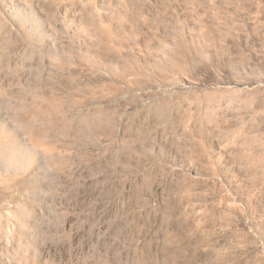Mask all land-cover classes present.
Returning a JSON list of instances; mask_svg holds the SVG:
<instances>
[{"label":"rangeland","instance_id":"obj_1","mask_svg":"<svg viewBox=\"0 0 264 264\" xmlns=\"http://www.w3.org/2000/svg\"><path fill=\"white\" fill-rule=\"evenodd\" d=\"M0 264H264V0H0Z\"/></svg>","mask_w":264,"mask_h":264}]
</instances>
